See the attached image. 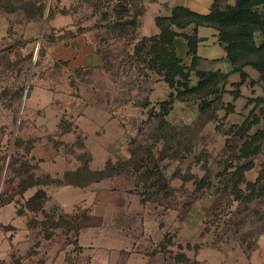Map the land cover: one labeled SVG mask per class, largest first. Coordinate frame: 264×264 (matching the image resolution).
Instances as JSON below:
<instances>
[{
  "label": "rangeland",
  "instance_id": "rangeland-1",
  "mask_svg": "<svg viewBox=\"0 0 264 264\" xmlns=\"http://www.w3.org/2000/svg\"><path fill=\"white\" fill-rule=\"evenodd\" d=\"M121 2L0 0V204L13 200L23 210L26 186L66 182V172L82 165L101 170L126 160V152L133 156L128 174L97 188L122 178L125 190L153 206L164 202L166 212L179 205L181 213L205 216L214 245L249 255L264 240V137L248 158L240 150L264 129V80L247 74L235 87L239 76L231 75L195 91L192 71L174 78L191 91L177 96L164 82L168 71L154 62L160 29L144 25L150 0H140V12ZM117 4L123 12L113 9ZM133 16L136 27L128 24L117 37L116 25ZM251 111L258 124L235 134ZM30 219L37 225L34 246L75 247V228L50 229L41 213ZM24 255L15 264H33L32 254Z\"/></svg>",
  "mask_w": 264,
  "mask_h": 264
},
{
  "label": "crops",
  "instance_id": "crops-1",
  "mask_svg": "<svg viewBox=\"0 0 264 264\" xmlns=\"http://www.w3.org/2000/svg\"><path fill=\"white\" fill-rule=\"evenodd\" d=\"M214 1L150 0L144 25L150 31L156 17L170 16L177 7L206 15ZM235 1L226 0V3L233 5ZM197 36L200 41L196 68L205 72L229 73L231 66L225 59L224 46L218 40L217 31L199 27ZM174 47L182 64L190 66L192 58L188 55L187 41L177 36ZM244 71L253 79L259 78L258 73L249 67ZM123 156L128 158L126 152ZM107 182L115 184L108 189L97 188L95 183L88 188L45 186L26 190V201L38 190L46 193V211L58 207L68 217L85 212L87 221L92 224L80 227L72 249L69 246L59 249L44 247L43 241L40 246H34L37 233H34L36 227L29 223L31 212L23 207L24 211L19 214L15 202L0 206V264H15L14 260L24 253L32 254L30 260L33 264L38 260L41 264H68L69 256L73 264H264V240L249 255L225 250L214 245L213 228L204 223L205 216L189 210L181 213L179 205L177 208L168 207L166 212L164 202L154 206L149 202L143 204L138 195L124 189L122 178L108 179ZM132 185L134 188V181ZM24 243L27 246L21 249Z\"/></svg>",
  "mask_w": 264,
  "mask_h": 264
},
{
  "label": "trees",
  "instance_id": "trees-1",
  "mask_svg": "<svg viewBox=\"0 0 264 264\" xmlns=\"http://www.w3.org/2000/svg\"><path fill=\"white\" fill-rule=\"evenodd\" d=\"M85 1L89 3L93 0ZM116 1H125V3L129 4L135 11L140 12V0ZM118 7L119 4L113 7V9H117ZM120 11L123 12L124 8H120ZM116 18L120 19L121 17L118 14ZM130 18L131 19L128 21L116 25L114 29L120 28V33H118L117 37L122 35V31L126 29L128 24L132 27H136V16ZM155 22L160 32L154 39L159 42V53H161L155 56L154 62H157L159 68L168 71L164 77V82L170 89L176 91L177 96L184 95L187 89L186 87H176L174 78L186 79L192 71H194L198 77L197 89L195 91L204 90L207 86L214 87L215 80L226 76L229 77L233 74H237L240 79L239 82L233 86L239 87L245 83L248 77L247 73L244 71L246 67L256 71L260 81L264 80V0H236L233 5H228L226 0H215L210 8V12L206 15L193 13L184 7H177L173 9L170 16L156 17ZM199 27H210L217 31L218 40L220 44L224 46L226 54L225 59L231 66V71L229 73L223 74L222 76L220 75L222 73L205 72L196 68V51L198 42L200 41L197 36V29ZM185 30L188 31L185 32ZM177 36H181L187 41L188 55L192 58L190 66L182 64L181 60L175 54L174 39ZM152 40L153 39H150V41ZM178 89L179 91H177ZM180 89H182L183 92L180 91ZM190 92L191 91L186 93ZM212 93L213 91L209 94ZM237 96L238 95H234L233 98L236 99ZM255 103L257 106H260L263 104V99H256ZM258 122L259 119L254 115L253 111H251L245 120L238 126L235 134L246 135L249 129L258 124ZM263 137L264 129L257 131L254 135L249 137V141L245 142L240 150V158H248L252 153L253 145ZM131 164H133V156L128 154L126 160H118L114 164L109 162L101 170L93 171L89 169V167L82 165L76 172H66L64 174V180L69 178L66 182L56 183V185H54V182L50 178H47L45 181H36L26 186L23 190L25 192L29 188L45 186H77L85 188L91 183H97L123 173L128 174V167ZM133 172L136 173L137 170L133 169ZM156 175H158L159 187L162 186L165 188L164 190H166V183H162L163 177L160 173ZM47 199L46 193L43 190H38L32 198L25 202V208L35 214H43L44 219H46L48 223V228L52 229L53 226L66 225L68 229L75 228L76 232L74 235L77 236L80 230V226L77 223L87 221L86 214L83 213L79 217L76 214L68 217L64 215L58 207H53L50 211H46L44 209V204ZM11 202H13V200L4 201L0 206ZM141 202L144 204L148 201L141 200ZM23 211L24 210H19L18 213L21 214ZM74 219H77V221L73 223L72 220ZM67 220L70 221V224ZM29 223L30 226L37 227L36 222L30 220ZM66 233L68 232L66 231L65 234ZM48 237L49 239L51 238V236Z\"/></svg>",
  "mask_w": 264,
  "mask_h": 264
}]
</instances>
